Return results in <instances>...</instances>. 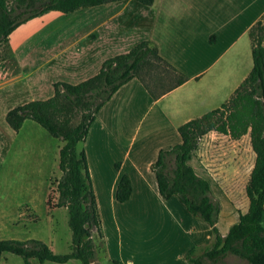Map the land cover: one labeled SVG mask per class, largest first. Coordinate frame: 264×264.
Segmentation results:
<instances>
[{
    "label": "crops",
    "instance_id": "crops-1",
    "mask_svg": "<svg viewBox=\"0 0 264 264\" xmlns=\"http://www.w3.org/2000/svg\"><path fill=\"white\" fill-rule=\"evenodd\" d=\"M263 15L264 0H153L151 5L117 0L69 13L46 11L18 25L0 44V91L42 90L47 99L54 83H79L96 74L107 58L126 53L141 41L154 43L160 56L186 80L153 98L139 79H131L99 109L80 150L86 155L97 211L99 187L108 192L111 208L130 204L143 208L148 189L158 191L150 166L159 150L181 141L177 130L181 124L225 101L222 52L239 46L238 39L227 37L248 36ZM248 44L251 50L250 39ZM212 133L218 134L211 131L201 139ZM245 137L250 145L249 135ZM199 149L189 160L200 154ZM92 161L99 165L97 181ZM123 174L130 179L131 194L118 202L115 192ZM247 208L248 204L239 213ZM19 216L10 226L2 225L0 232L22 230ZM99 218L100 252L105 254L110 235ZM112 220L120 230L114 213ZM117 246L121 247L120 239Z\"/></svg>",
    "mask_w": 264,
    "mask_h": 264
},
{
    "label": "trees",
    "instance_id": "trees-1",
    "mask_svg": "<svg viewBox=\"0 0 264 264\" xmlns=\"http://www.w3.org/2000/svg\"><path fill=\"white\" fill-rule=\"evenodd\" d=\"M113 1L117 0H0V44L7 42L8 35L18 25L46 11L69 13ZM135 1L144 5L153 3V0ZM248 36L252 67L247 75L219 107L181 124L177 129L181 141L160 149L150 166L162 198L168 200L177 196L189 213L211 227V245L195 257L192 256L194 248L190 249L189 264L205 261L214 264L229 254L246 264H264V35L261 20L251 27ZM151 66L162 68L158 83L155 76L152 78ZM133 78L139 79L153 98L186 80L185 75L160 56L154 43L141 41L128 52L107 58L93 76L75 84L56 82L51 97L31 100L6 112L5 121L15 131L26 119H31L49 135L64 142L58 151L61 176L56 182L55 205L67 209L72 238L71 250L64 254L54 253L37 239H0V258L4 253H11L20 256L25 264H31V259L39 263H66L76 259L81 264H93L97 246L92 232L95 230L101 237L100 218L86 155L83 150L77 152L76 147L85 140L99 109ZM211 131L232 140L248 134L255 154L245 184L247 211L239 213L237 222L225 235L217 228L219 204L210 195L209 181L199 176L188 162L201 138ZM130 194V179L123 174L115 199L124 202Z\"/></svg>",
    "mask_w": 264,
    "mask_h": 264
},
{
    "label": "rangeland",
    "instance_id": "rangeland-1",
    "mask_svg": "<svg viewBox=\"0 0 264 264\" xmlns=\"http://www.w3.org/2000/svg\"><path fill=\"white\" fill-rule=\"evenodd\" d=\"M260 20L264 35V15ZM232 38L239 40V46L222 52V101L231 95L233 86L252 67L248 36L227 37V40ZM149 69L152 78L155 76L157 81L162 75V68L151 66ZM45 96L46 93L36 89L22 91L15 87L10 91H0V229L2 225L10 226L15 216L20 215L23 221L22 230L18 228V233L2 230L0 239H37L46 243L54 253L64 254L71 250L68 212L66 208L55 209L58 195L56 182L61 176L58 151L64 142L49 135L31 119H26L17 131L5 121L9 109L30 100H43ZM82 147L83 143L79 142L77 152ZM199 147L200 154L188 162L199 176L209 181L210 195L219 204L217 228L221 235H225L229 227L237 222L239 211H243L248 204L245 184L255 155L247 137L234 142L220 133L205 136L200 140ZM91 165L97 181L99 175L101 177L99 165L94 161ZM114 171L111 169L110 175ZM97 197L98 212L110 240L107 252L102 254L100 236L93 230L99 253L94 264H189L187 254L190 249L194 248L193 257L201 255L213 241L207 222L189 213L177 196L168 200L161 198L154 187L148 189L143 208L134 204L126 208H111L108 192L100 187ZM112 213L118 218L120 230L116 229ZM21 221L18 223L22 227ZM119 239L120 248L117 246ZM32 261L34 264H81L76 259L66 263ZM0 264L25 263L20 256L4 253ZM204 264L212 263L205 261ZM214 264L246 262L229 254Z\"/></svg>",
    "mask_w": 264,
    "mask_h": 264
}]
</instances>
